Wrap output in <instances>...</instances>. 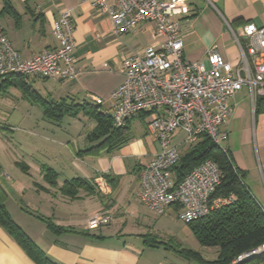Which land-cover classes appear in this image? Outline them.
Instances as JSON below:
<instances>
[{
  "label": "crops",
  "instance_id": "1",
  "mask_svg": "<svg viewBox=\"0 0 264 264\" xmlns=\"http://www.w3.org/2000/svg\"><path fill=\"white\" fill-rule=\"evenodd\" d=\"M6 1L14 7L16 17L5 10ZM6 1L0 0V29L23 60L58 47L54 23L62 13L69 12L75 27L74 56L80 71L76 78L66 81L17 76L0 79V111L6 116L3 121L10 122L15 116L18 122L16 126L0 125V186L7 194L6 208L13 221L58 264H185L177 252L163 249L150 238L155 231L152 215L159 218L172 213L178 218L181 207L171 206L160 214L137 197L141 171L160 151L142 118L133 120L130 127L132 130L137 119H142L144 134L134 135L132 143L113 153L102 152L98 158L77 154L90 146L86 137L95 127L84 116L63 119L68 122L67 141L65 137L57 141L35 131V123L52 121L43 113V101L96 105L91 97H97L104 101L101 111L111 114V94L124 81L120 72L124 58L133 50L160 48L165 39L153 40L154 27L150 23H143L118 39L108 17L82 0ZM190 8L191 17L182 21V40L183 55L191 62H206L209 51L215 48L225 61L237 65L241 52L229 27L235 33L248 24L264 28V0H190ZM231 103L233 114L221 127L227 133L225 149L244 175L251 193L259 191L264 198V112L256 114L248 88L236 93ZM242 122L245 125L238 138L236 124ZM78 124L83 127L75 134L68 130ZM3 130L13 135L9 137ZM16 132L20 135L16 136ZM84 137L86 142L81 144ZM253 139L257 160L251 146ZM244 140L250 159L238 146ZM11 144L17 146L15 152L10 151ZM4 167L11 172L3 173ZM44 168L57 174L56 184L45 178ZM75 179L88 181L89 186L79 189L75 196L65 194V184ZM98 179L105 181L103 188L97 186ZM101 214L110 215L111 224L88 230L89 219ZM0 264H35L2 226Z\"/></svg>",
  "mask_w": 264,
  "mask_h": 264
},
{
  "label": "built area",
  "instance_id": "2",
  "mask_svg": "<svg viewBox=\"0 0 264 264\" xmlns=\"http://www.w3.org/2000/svg\"><path fill=\"white\" fill-rule=\"evenodd\" d=\"M105 14L112 31L120 39L143 23L154 27L153 40L165 41L160 48L149 46L131 51L121 63L123 83L113 91L112 119L124 130L136 118H144L146 131L159 144L160 151L143 168L137 197L149 209L163 214L171 206L181 207L178 218L191 224L213 211L233 203L235 198H213L223 179L220 166L207 160L195 167L178 185L173 169L181 160L182 149L208 136L224 149L227 133L221 127L233 114L231 99L248 88L252 103L264 98V28L248 24L240 33L231 27L241 52L235 65L215 50L206 62H191L184 55L182 21L192 15L190 0H82ZM74 23L64 12L54 23L58 47L46 49L23 60L0 29V79L9 76L38 77L66 81L80 71L74 56ZM98 106L103 100L91 97ZM181 136V140H180ZM105 181L97 180L100 188ZM107 214L90 218L88 230L109 226ZM264 254V244L238 257L233 264Z\"/></svg>",
  "mask_w": 264,
  "mask_h": 264
},
{
  "label": "trees",
  "instance_id": "3",
  "mask_svg": "<svg viewBox=\"0 0 264 264\" xmlns=\"http://www.w3.org/2000/svg\"><path fill=\"white\" fill-rule=\"evenodd\" d=\"M5 5V10L16 17L14 7L9 2ZM42 108L43 113L55 122H62L65 117L77 118L81 115L95 123V127L86 137L90 146L77 153L80 157L98 158L102 152L113 153L135 141L130 125L124 130L115 128L112 115L102 112L101 106L87 102L67 103L61 100L43 101ZM263 112L264 98H259L256 102V114ZM207 160L216 162L223 172L222 182L215 190L213 198L233 196L235 200L232 204L213 211L207 217L190 225L201 245L218 248V254L214 261H207L190 250L177 251V253L185 260L200 264H233L238 257L264 244V209L245 184L244 175L234 165L230 152L217 146L208 136L201 137L199 142L182 153L180 162L173 169L175 184L178 185L195 167ZM20 166L24 167V165ZM46 171L45 178L50 184H56L57 174L50 169ZM104 177L110 180L109 176ZM88 186V181L75 179L65 184L63 192L75 196L79 189H87ZM6 200L7 194L0 186V226L13 236L35 264H58L48 258L16 225L6 208ZM154 241L156 242L155 239ZM259 263L264 264V254L238 264Z\"/></svg>",
  "mask_w": 264,
  "mask_h": 264
},
{
  "label": "rangeland",
  "instance_id": "4",
  "mask_svg": "<svg viewBox=\"0 0 264 264\" xmlns=\"http://www.w3.org/2000/svg\"><path fill=\"white\" fill-rule=\"evenodd\" d=\"M4 114L5 113L0 111V125L1 126H5L7 124L10 126H16L18 124L15 116H13L12 119H9L10 122L3 121V119L6 117ZM36 124H38V127L35 128V131H37L38 134L39 133L47 134L49 136H52L51 139L55 138L54 140H57V141H59L60 139H63L64 137H65L64 140H66V134L68 133L66 128L68 127V122L66 124L65 121L55 122L54 120H52L51 122H39V123H35V125ZM236 125L237 126L235 128V136L240 138V134L242 132V129H244L245 123L243 122L237 123ZM61 126H62V129H60ZM81 127H83V124L82 125L78 124L77 127H73L72 129L68 128V130H70L73 134H75L81 129ZM3 132L9 137L13 135V132H10L8 130H3ZM131 132L134 135L144 134L142 119H137L136 123L132 126ZM253 132H255L254 128H252V133ZM15 135L19 136L20 132L18 133L16 132ZM236 137H234L235 141H236ZM85 142H86L85 137L80 139L81 144H84ZM1 145L3 144L1 143ZM222 146L225 148V143H223ZM238 146L242 148L241 152L244 153L245 157L250 159L251 157L246 155L248 145L247 143H245V140L243 142L242 141L239 142ZM251 146L254 151L253 152L254 158L255 160H257L258 150L256 147L257 145L254 144V139H253V144ZM10 147L13 148L10 151L15 152L14 149L17 146H14L13 144H11ZM254 158L252 159L254 160ZM44 170H45V174H47V171H46L47 168H44ZM10 172L11 171H9L8 168L4 167L3 173L8 174ZM174 178L175 177L172 178L173 181H174ZM30 180L31 178H29V181ZM24 181H27V179ZM253 192H254L253 194L256 195L257 198L260 200V202L264 205V198L260 195L259 191H256L257 193L255 191ZM152 214H154V212ZM154 215L152 216L154 218L153 224L155 225V231L151 233L150 238H154L156 241H158V243H160L159 246L163 247V249L167 251H172L174 253H176L177 251L190 250L202 256L204 260L214 261L216 259V251L218 250V248L202 246L199 240L197 239V237L194 235L193 228L190 224L184 223L182 220L177 218L175 214H172V213L166 214L165 216H159V218H155ZM190 263L198 264L196 261H191ZM185 264H189L188 260H185Z\"/></svg>",
  "mask_w": 264,
  "mask_h": 264
}]
</instances>
